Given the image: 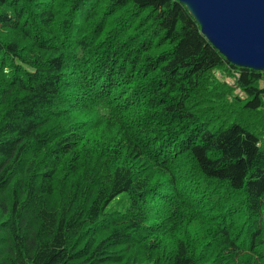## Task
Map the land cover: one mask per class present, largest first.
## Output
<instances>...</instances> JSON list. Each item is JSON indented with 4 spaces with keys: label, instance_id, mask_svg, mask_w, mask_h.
Segmentation results:
<instances>
[{
    "label": "trees",
    "instance_id": "16d2710c",
    "mask_svg": "<svg viewBox=\"0 0 264 264\" xmlns=\"http://www.w3.org/2000/svg\"><path fill=\"white\" fill-rule=\"evenodd\" d=\"M263 112L179 0H0V264H264Z\"/></svg>",
    "mask_w": 264,
    "mask_h": 264
},
{
    "label": "water",
    "instance_id": "95a60500",
    "mask_svg": "<svg viewBox=\"0 0 264 264\" xmlns=\"http://www.w3.org/2000/svg\"><path fill=\"white\" fill-rule=\"evenodd\" d=\"M233 64L264 69V0H179Z\"/></svg>",
    "mask_w": 264,
    "mask_h": 264
},
{
    "label": "rangeland",
    "instance_id": "374dc122",
    "mask_svg": "<svg viewBox=\"0 0 264 264\" xmlns=\"http://www.w3.org/2000/svg\"><path fill=\"white\" fill-rule=\"evenodd\" d=\"M218 75H221V76H223V75H225L224 73H220V72H218ZM227 81H229L230 83H233L234 82V79H232V78H227ZM254 118H255V114L253 115V114H245V120L246 121H253L254 120ZM259 121H263L264 122V112L261 114V117H260V119H259ZM259 121H258V123H259ZM260 124V123H259ZM256 125V124H255ZM261 125V124H260ZM257 131H259V132H261V128L258 126V130ZM262 134V133H261ZM263 137H264V132H263V135H262ZM264 139V138H263Z\"/></svg>",
    "mask_w": 264,
    "mask_h": 264
},
{
    "label": "bare ground",
    "instance_id": "6f19581e",
    "mask_svg": "<svg viewBox=\"0 0 264 264\" xmlns=\"http://www.w3.org/2000/svg\"><path fill=\"white\" fill-rule=\"evenodd\" d=\"M84 103V102H83Z\"/></svg>",
    "mask_w": 264,
    "mask_h": 264
}]
</instances>
